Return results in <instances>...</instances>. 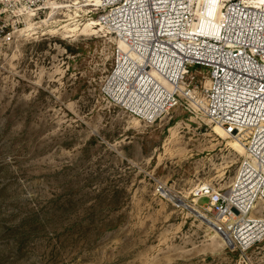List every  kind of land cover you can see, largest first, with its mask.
Listing matches in <instances>:
<instances>
[{
  "label": "rangeland",
  "instance_id": "1",
  "mask_svg": "<svg viewBox=\"0 0 264 264\" xmlns=\"http://www.w3.org/2000/svg\"><path fill=\"white\" fill-rule=\"evenodd\" d=\"M11 2L0 0L13 32L0 36V264H264V240L231 244L199 192L229 189L245 153L235 138L184 103L155 122L114 104L118 44L85 28L94 3L54 0L30 19ZM204 74L192 66L188 81Z\"/></svg>",
  "mask_w": 264,
  "mask_h": 264
},
{
  "label": "built area",
  "instance_id": "2",
  "mask_svg": "<svg viewBox=\"0 0 264 264\" xmlns=\"http://www.w3.org/2000/svg\"><path fill=\"white\" fill-rule=\"evenodd\" d=\"M11 1L16 15L31 19L54 0ZM90 12L117 40L104 89L114 104L155 122L184 103L244 144L229 189L199 192L231 244L248 250L261 243L264 216L254 211L264 203V1L99 0ZM0 36L13 39L2 21ZM192 66L210 70L203 85L188 81Z\"/></svg>",
  "mask_w": 264,
  "mask_h": 264
},
{
  "label": "bare ground",
  "instance_id": "3",
  "mask_svg": "<svg viewBox=\"0 0 264 264\" xmlns=\"http://www.w3.org/2000/svg\"><path fill=\"white\" fill-rule=\"evenodd\" d=\"M262 1H264V0H262ZM77 2H79V1H77ZM98 2H99V0H89V5H92L93 3H94L93 5H97ZM91 3H92V4H91ZM95 24L100 26V24H99L98 21H92V22H90L89 24H87L85 28H93L92 25H95ZM84 25H85V24H84ZM82 29H83V28H82ZM70 30H71V29H70ZM76 30H77V29H76ZM80 30H81V29H80ZM120 46L123 47V44L120 43ZM213 129H214V131H215L218 135H220V136L223 137V138L231 137V136H229V135L225 132V130H224L222 127H220V126H214ZM231 144H232V146H233L235 149L239 150L241 153H244V152H245L244 144L241 143V142H240L239 140H237L236 138L231 142ZM165 193H166V195L171 196V197H172L173 199H175L176 201L179 199V198H176L175 195L171 194L170 192H168V191H166V190H165ZM183 206L186 207L187 209H189V210L192 211V212H196L197 214L203 216V218H205V219L208 220V217H207L204 213H202L200 210H197V209H196V210H197V211H196L195 209H193L190 205H188V204H186V203H184ZM223 235H224V234H223ZM224 236L228 239L227 235H224ZM228 241H229V239H228Z\"/></svg>",
  "mask_w": 264,
  "mask_h": 264
},
{
  "label": "water",
  "instance_id": "4",
  "mask_svg": "<svg viewBox=\"0 0 264 264\" xmlns=\"http://www.w3.org/2000/svg\"><path fill=\"white\" fill-rule=\"evenodd\" d=\"M176 202H177L178 204H180V205H183V204H184V201L181 200V199H178ZM194 214L197 215L198 217H200L201 219L206 220L205 218H203V216L197 214L196 212H194ZM206 221H207V220H206Z\"/></svg>",
  "mask_w": 264,
  "mask_h": 264
}]
</instances>
